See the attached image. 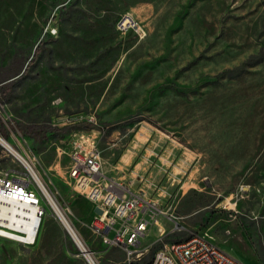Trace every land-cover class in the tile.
<instances>
[{
  "label": "rangeland",
  "instance_id": "rangeland-1",
  "mask_svg": "<svg viewBox=\"0 0 264 264\" xmlns=\"http://www.w3.org/2000/svg\"><path fill=\"white\" fill-rule=\"evenodd\" d=\"M125 12L145 38L117 30ZM31 59L11 97L0 94V135L95 264H148L194 235L264 264V0H0V77ZM91 117L104 173L165 214L141 260L104 246L95 205L67 176L71 139ZM21 125L67 130L36 142ZM16 160L0 145V173ZM0 264L89 262L49 207L34 246L0 238Z\"/></svg>",
  "mask_w": 264,
  "mask_h": 264
},
{
  "label": "built area",
  "instance_id": "built-area-1",
  "mask_svg": "<svg viewBox=\"0 0 264 264\" xmlns=\"http://www.w3.org/2000/svg\"><path fill=\"white\" fill-rule=\"evenodd\" d=\"M116 28L140 39L148 35L146 26L131 12L118 18ZM45 31L55 35L57 28L49 23ZM88 123L94 128L75 133L70 142L67 169L70 184L77 194L96 206L92 229L102 243L107 248L120 249L130 261L141 260L145 254L142 239L154 225L159 226L163 234L158 216L165 214L143 192H132L126 185L108 178L99 148L100 131L95 129L93 117ZM26 161H18L20 169L0 173V238L34 246L44 217L53 205L32 164ZM176 229L180 227L177 225ZM151 264L243 263L205 236L194 235L186 241L164 245Z\"/></svg>",
  "mask_w": 264,
  "mask_h": 264
},
{
  "label": "trees",
  "instance_id": "trees-1",
  "mask_svg": "<svg viewBox=\"0 0 264 264\" xmlns=\"http://www.w3.org/2000/svg\"><path fill=\"white\" fill-rule=\"evenodd\" d=\"M33 60H30V63L26 66L25 72L23 73L24 66L23 65H13V67L8 71L7 75L5 77H0V94L7 95L11 97L12 91L14 89V86L16 84V81L20 78H24L28 74V69L30 64H33ZM23 73V74H22ZM87 128L91 130L94 128V125L87 123L86 124ZM22 132L24 133L23 135L38 142H43L45 140L49 139V134L54 133V132H62L67 129H58L55 127L54 129L50 130L48 127L45 128L43 126L39 125H28L23 127L22 125L20 126ZM182 242V241H180ZM152 262V261H151ZM148 263V264H151ZM139 264V263H135Z\"/></svg>",
  "mask_w": 264,
  "mask_h": 264
},
{
  "label": "bare ground",
  "instance_id": "bare-ground-1",
  "mask_svg": "<svg viewBox=\"0 0 264 264\" xmlns=\"http://www.w3.org/2000/svg\"><path fill=\"white\" fill-rule=\"evenodd\" d=\"M0 145L10 155H12L18 161H20V162H27L26 159L22 155H20L14 149V147L8 141H6L1 135H0ZM32 169L35 172V174L37 175L39 181H41V183L43 184L42 180L40 179V177L38 176V174L36 173V171L34 170L33 167H32ZM43 186H44V184H43ZM52 205H53L52 206V210L54 211V213L57 216L58 220L61 222V224L64 227V229L69 234V236L72 239V241L81 250V253L86 256V259L89 262V264H95L94 261L92 260V257L90 256V254H88V251L86 250L84 244L82 243V241L80 240V238L78 237V235L76 234V232L74 231V229L72 228V226L70 225L69 221L67 220V218L64 216V214L61 212V210L59 209V207L57 206V204L53 200H52Z\"/></svg>",
  "mask_w": 264,
  "mask_h": 264
},
{
  "label": "crops",
  "instance_id": "crops-1",
  "mask_svg": "<svg viewBox=\"0 0 264 264\" xmlns=\"http://www.w3.org/2000/svg\"><path fill=\"white\" fill-rule=\"evenodd\" d=\"M26 69V68H25ZM25 69H24V71H23V73L25 72ZM22 73V74H23ZM1 86V85H0ZM109 178V177H108ZM111 179V178H110ZM132 192H137L136 190H133V189H131V187H129V186H127ZM88 201V200H87ZM89 202V201H88ZM91 203V202H90ZM93 204V203H92ZM95 209H96V206H95ZM96 216V215H95ZM155 226V225H154ZM154 226H152V227H154ZM151 227V228H152ZM156 227H158V230L160 231V227L159 226H156ZM151 228H150V230H151ZM150 230H149V232H150ZM145 238V237H144ZM143 238V239H144ZM143 239H142V241H143ZM142 241H141V245H142ZM105 246V245H104Z\"/></svg>",
  "mask_w": 264,
  "mask_h": 264
}]
</instances>
